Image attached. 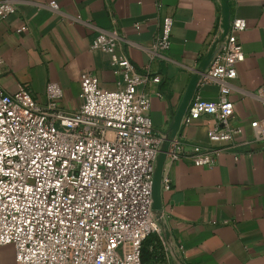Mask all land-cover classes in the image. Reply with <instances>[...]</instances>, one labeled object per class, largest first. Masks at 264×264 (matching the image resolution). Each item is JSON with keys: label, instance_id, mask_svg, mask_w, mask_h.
<instances>
[{"label": "built area", "instance_id": "obj_1", "mask_svg": "<svg viewBox=\"0 0 264 264\" xmlns=\"http://www.w3.org/2000/svg\"><path fill=\"white\" fill-rule=\"evenodd\" d=\"M58 9L56 2L47 4ZM17 11L14 0H0V24ZM174 19L163 18L160 32L145 48L150 63L167 59ZM243 17H233L224 41L202 74L199 86L215 83L217 100L197 93L183 125L209 116L208 144L188 145L182 135L168 156L176 162L191 150L196 164L215 163L223 150L244 143L264 148V118L250 122L252 134L234 124L229 97L238 64L245 59ZM25 26L19 28V31ZM223 31L222 14L217 38ZM118 30H99L91 47L112 54L122 76L118 88L103 87L91 71L81 74V104L67 111L58 105L63 88L47 85V103L30 89L9 93L0 84V248L12 244L14 264H143L142 244L162 232L153 209L155 162L166 135L151 119V96L145 90L153 76L141 72L128 54ZM163 185L170 187V179Z\"/></svg>", "mask_w": 264, "mask_h": 264}, {"label": "crops", "instance_id": "obj_2", "mask_svg": "<svg viewBox=\"0 0 264 264\" xmlns=\"http://www.w3.org/2000/svg\"><path fill=\"white\" fill-rule=\"evenodd\" d=\"M52 1L58 9L47 6ZM14 2L17 11L0 24V84L7 92L28 88L47 103V85L58 82L63 88L58 105L71 111L81 104L84 71L93 72L103 87L118 88L122 76L114 71L112 54L91 47L99 30H118L126 40L119 51L141 72L150 66L160 78L145 90L151 96L153 127L165 135L218 39L222 14V0ZM226 2L233 17L247 21L241 33L245 59L238 64L229 97L235 104L234 124L252 134L251 120L264 118V0ZM167 15L174 19L171 48L167 59L150 63L145 48L153 44ZM199 84L189 107L197 93L204 100L220 96L217 84ZM211 123L209 116L189 125L181 122L178 132L188 145H206ZM244 140L238 136L236 146L221 151L212 165L194 163L190 148L179 161L166 158L163 179H170V187L163 185L162 210L156 213L162 232L146 241L151 257L163 247L168 264H264V148ZM14 263L13 245L2 246L0 264ZM148 264H154L153 258Z\"/></svg>", "mask_w": 264, "mask_h": 264}, {"label": "water", "instance_id": "obj_3", "mask_svg": "<svg viewBox=\"0 0 264 264\" xmlns=\"http://www.w3.org/2000/svg\"><path fill=\"white\" fill-rule=\"evenodd\" d=\"M222 28L223 31L220 37L215 41L209 53L204 57L202 60L199 68L197 69L194 77L193 83L191 86V90L189 95L186 97L185 101L181 109L179 110L178 114L176 115L171 132L166 134L165 139L163 140L160 152L157 156V166L154 172V179H153V209L154 211L160 212L162 210V187H163V164L168 156V151L170 149L172 141L176 138L179 134V127L181 125L182 119L186 114L187 109H189V99L191 97V92L198 88V84L200 83V79L202 74L206 71L208 66L210 65L216 51L218 50L221 43L224 41L225 36L227 35L232 19V11L231 8L226 2V0H222Z\"/></svg>", "mask_w": 264, "mask_h": 264}, {"label": "trees", "instance_id": "obj_4", "mask_svg": "<svg viewBox=\"0 0 264 264\" xmlns=\"http://www.w3.org/2000/svg\"><path fill=\"white\" fill-rule=\"evenodd\" d=\"M152 233H150L145 240L143 241L142 244V261L143 264H148V260L153 258V263L156 264L157 262L160 264H168L167 260H166V256H165V252L163 250V247L161 249L158 250V252H153V255L151 257V253H148L149 251L146 248V241L147 238L151 235Z\"/></svg>", "mask_w": 264, "mask_h": 264}, {"label": "rangeland", "instance_id": "obj_5", "mask_svg": "<svg viewBox=\"0 0 264 264\" xmlns=\"http://www.w3.org/2000/svg\"><path fill=\"white\" fill-rule=\"evenodd\" d=\"M14 247V246H13Z\"/></svg>", "mask_w": 264, "mask_h": 264}]
</instances>
